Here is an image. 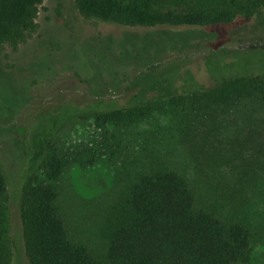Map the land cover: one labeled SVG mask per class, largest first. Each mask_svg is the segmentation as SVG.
<instances>
[{"label": "rangeland", "instance_id": "1", "mask_svg": "<svg viewBox=\"0 0 264 264\" xmlns=\"http://www.w3.org/2000/svg\"><path fill=\"white\" fill-rule=\"evenodd\" d=\"M36 21L37 30L30 38L7 57L0 55L4 170L0 168L7 176L3 205L10 264H29L21 240L22 180L42 157L43 135L53 136L75 111L101 99L121 106L191 90L193 85L182 81L184 70L192 74L196 89L212 88L220 78L208 72L206 62L211 57L230 63L219 70L230 77L264 76V6L252 17L227 24L145 27L86 19L73 0H43ZM175 69L178 75L169 78L168 72ZM194 112L202 117L201 122L192 117L199 130L190 127L185 146L178 141L180 146L169 157L190 181L197 207L253 227L250 264H264V91L247 90L226 103L205 99ZM211 114L213 118H207ZM151 127L118 132L108 145L120 151L109 156L111 149L105 147L92 165L89 143L100 132L84 126L65 131L71 140L67 139V165L59 183L61 204L77 238L98 257L105 246L98 228L103 220L101 206L122 185L115 175L117 166L143 155L139 153L145 146L142 138L149 136L146 131Z\"/></svg>", "mask_w": 264, "mask_h": 264}, {"label": "trees", "instance_id": "2", "mask_svg": "<svg viewBox=\"0 0 264 264\" xmlns=\"http://www.w3.org/2000/svg\"><path fill=\"white\" fill-rule=\"evenodd\" d=\"M42 1L0 0V55L7 57L15 52L36 32ZM73 1L86 19L145 27L227 24L238 17H252L264 6V0ZM229 64L212 57L207 60L210 75L220 78L212 88L196 89L192 74L184 70L182 81L193 85L191 90L121 106H110L111 102L103 103L101 99L95 105L75 111L71 119L58 126L53 136L43 135L42 157L25 175L20 188L21 240L27 262L250 264L256 236L253 227L246 221L224 219L209 208L197 207L190 181L175 169L169 157L180 145L185 146L190 127L193 126L194 132L199 130L196 122L202 117L197 118L194 112L198 103L201 105L205 99L226 103L247 90L264 91V76L230 77L219 71ZM177 75L176 69L167 74L173 79ZM139 125L152 126L146 134L157 138L152 141L144 135L145 146L139 151L143 155L125 159L117 166L115 175L122 185L112 197L106 198L110 202L101 206L103 220L98 228L105 246L103 256L98 257L88 243L77 238L61 204L59 183L67 165L65 150L70 144L67 139L71 140L70 133L65 131L76 132L84 126L100 132L89 143L94 157L88 159V164L92 165L96 154L103 155L105 147H111L108 139L115 140L118 132ZM110 149L109 156H116L120 151ZM3 170L0 168V264H10L11 245L3 205L7 176Z\"/></svg>", "mask_w": 264, "mask_h": 264}]
</instances>
